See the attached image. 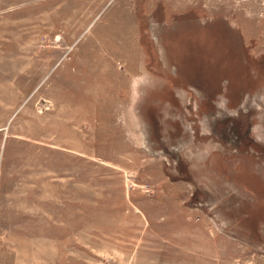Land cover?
<instances>
[{
    "label": "rangeland",
    "instance_id": "1",
    "mask_svg": "<svg viewBox=\"0 0 264 264\" xmlns=\"http://www.w3.org/2000/svg\"><path fill=\"white\" fill-rule=\"evenodd\" d=\"M0 264H264V0H0Z\"/></svg>",
    "mask_w": 264,
    "mask_h": 264
}]
</instances>
